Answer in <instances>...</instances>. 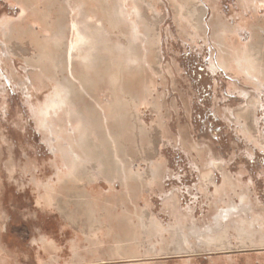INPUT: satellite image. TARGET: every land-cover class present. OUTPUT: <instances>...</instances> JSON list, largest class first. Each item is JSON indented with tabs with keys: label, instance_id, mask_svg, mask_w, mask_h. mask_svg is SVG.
Masks as SVG:
<instances>
[{
	"label": "rangeland",
	"instance_id": "obj_1",
	"mask_svg": "<svg viewBox=\"0 0 264 264\" xmlns=\"http://www.w3.org/2000/svg\"><path fill=\"white\" fill-rule=\"evenodd\" d=\"M70 1L38 0L34 20L6 35L3 21L26 11L0 0V264H264V80L220 59L226 35L250 44L258 23L264 39V0H93L87 14ZM90 33L97 60L86 69L79 46L69 77L70 42ZM56 85L74 90L76 133L39 122Z\"/></svg>",
	"mask_w": 264,
	"mask_h": 264
},
{
	"label": "bare ground",
	"instance_id": "obj_2",
	"mask_svg": "<svg viewBox=\"0 0 264 264\" xmlns=\"http://www.w3.org/2000/svg\"><path fill=\"white\" fill-rule=\"evenodd\" d=\"M21 4H23V11H26V15L23 17V19L20 22L15 23L16 25L14 26V22L6 18L3 21V29L4 33L6 35L10 34L12 30L16 26L17 28H21L28 23L29 21H33L34 15L32 11H34V7H36L38 0H18ZM246 1V0H245ZM258 1L261 0H248L247 2L253 3L255 8L257 7ZM247 2H244V5L247 4ZM264 2V1H263ZM70 7H72V10L75 8H79L78 13H88L89 11L93 9H97L96 5L93 4L95 3L93 0H83V4H79L78 7L76 5H72V0L69 2ZM36 4V5H35ZM246 6V5H245ZM244 7V6H243ZM244 9V8H243ZM76 10V9H75ZM259 10V9H258ZM37 11V10H36ZM126 13L129 14L128 10H125ZM245 15V14H244ZM130 16V15H129ZM259 16V15H257ZM260 17V16H259ZM257 17V18H259ZM252 18V17H251ZM256 19V18H255ZM263 19V18H262ZM246 20V19H245ZM264 21V20H263ZM258 22V21H257ZM263 23V22H262ZM223 25V24H222ZM262 25V24H261ZM132 38L134 41H141L140 34L138 32V26H136L135 23L132 25ZM258 23L253 24V31H256L253 36V41L250 44H243L240 42V40L237 37V34L234 32V35H226V37H223V40L221 41V54H220V59L221 63L230 71L237 73V74H245L247 76H243L244 79L250 83H255L256 81H262L264 80V39L262 36L257 37L258 29H257ZM259 27V26H258ZM73 28H76V25H73ZM99 29V27H96ZM252 28V27H250ZM78 31V27L76 28ZM228 30L224 28V32H227ZM23 33V32H22ZM91 33L88 35V37H84L83 40H72L69 45V51H68V63H67V73L69 77L75 78L74 74V66H73V57L77 54V51L79 49V46L84 48H88L90 50L89 53L85 55V68H88V65L91 64L92 60H97V57H93L92 53L93 50H97L100 45L101 41L97 37H92ZM152 34L150 32H147L146 38L151 41ZM144 43V42H143ZM146 45V44H145ZM143 46L144 50L141 51L140 55L136 56V58H133V61L137 62L139 65L142 66V63L150 62V55L151 51L149 50L148 47ZM105 47L109 48V45L106 43ZM108 51V49H107ZM81 53V50H80ZM108 59V58H107ZM106 59V61H107ZM115 59V58H114ZM103 62H105L103 60ZM114 65V64H113ZM107 69L106 72V80H108L112 87H115L118 85V78L119 75L115 74L112 71L113 67H104ZM119 69V67H117ZM111 70V71H109ZM73 82H70V86L72 87ZM81 91L83 92H88V88L86 85L83 83L81 84ZM73 89H68L64 85H56L54 87L53 92L49 96L47 102L45 105H43L40 108V115L39 116V122L45 132L51 131L52 133H55L56 127H57V121H62L64 122V126L66 130H68L69 126H72L74 128V133H76L75 128L76 125L74 123V118H76V106L73 102ZM117 102V101H116ZM115 101L113 100L110 103L109 109H113L115 107ZM41 106V105H40ZM39 106V107H40ZM99 110L102 112V121L104 124V128L106 129V136L107 140L110 141L111 143V149L113 148L115 151H117V145H115L114 141V135L111 133L109 129L110 125V119H109V109L107 111V106L102 105L101 103H98L97 105ZM39 109V108H38ZM37 111V110H36ZM251 109L250 108H245L243 111V116L247 118L248 120L250 119L251 116ZM37 113V112H36ZM37 115V114H36ZM37 116V117H38ZM41 127V128H42ZM47 132V133H48ZM73 133V134H74ZM72 134L69 135V138L72 139L73 136ZM60 142V141H59ZM68 152L72 156V165L77 166L79 163L82 162V158L80 153L75 149L74 145L72 142L69 144ZM216 164V162L214 161ZM217 165V164H216ZM66 171V170H65ZM64 170H61L60 174H62ZM72 175V172H70L66 178H62V175L58 179V181H51L44 185L45 193L43 195V198L46 200H51L54 197V194L61 189L62 186H67V180H69L70 176ZM204 236V235H203Z\"/></svg>",
	"mask_w": 264,
	"mask_h": 264
},
{
	"label": "crops",
	"instance_id": "obj_3",
	"mask_svg": "<svg viewBox=\"0 0 264 264\" xmlns=\"http://www.w3.org/2000/svg\"><path fill=\"white\" fill-rule=\"evenodd\" d=\"M209 263H210V264H215V263H216V260L213 259V258H211V260H209ZM217 263H218V262H217Z\"/></svg>",
	"mask_w": 264,
	"mask_h": 264
},
{
	"label": "snow or ice",
	"instance_id": "obj_4",
	"mask_svg": "<svg viewBox=\"0 0 264 264\" xmlns=\"http://www.w3.org/2000/svg\"><path fill=\"white\" fill-rule=\"evenodd\" d=\"M259 7H260L261 9H264V2H261V3L259 4Z\"/></svg>",
	"mask_w": 264,
	"mask_h": 264
}]
</instances>
